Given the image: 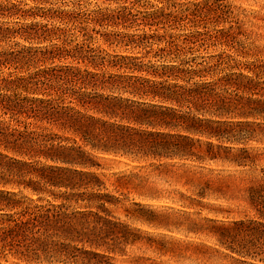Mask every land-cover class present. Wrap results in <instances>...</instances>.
<instances>
[{
    "label": "trees",
    "instance_id": "trees-1",
    "mask_svg": "<svg viewBox=\"0 0 264 264\" xmlns=\"http://www.w3.org/2000/svg\"><path fill=\"white\" fill-rule=\"evenodd\" d=\"M223 1L0 0V255L14 249L13 257L37 264L60 254L53 222L96 230L85 215L76 218L80 212L69 216L61 204H39V196L100 187L90 170L97 166L89 152L97 151L153 160L151 172L190 193L174 192L177 202L238 216L193 222L189 232L214 240L212 252L235 264H264V177L249 174L258 156L237 147L245 142L230 132L243 126L230 119L252 115L236 110L232 96L252 94L259 73L230 46ZM217 46L234 54L208 53ZM203 200L243 211L209 209Z\"/></svg>",
    "mask_w": 264,
    "mask_h": 264
},
{
    "label": "rangeland",
    "instance_id": "rangeland-1",
    "mask_svg": "<svg viewBox=\"0 0 264 264\" xmlns=\"http://www.w3.org/2000/svg\"><path fill=\"white\" fill-rule=\"evenodd\" d=\"M223 12L233 35L230 36V46L247 54V57L238 59L253 65L259 73L256 78L259 85L252 94H243L241 99L232 96L236 110L243 108L252 112V115L230 119L234 124L243 123V126H232L230 132L245 142L236 145L237 147H244L251 155L258 156L256 158L259 161L255 163L254 170H247L249 174L257 178L264 177V0H224ZM223 51L234 54L233 51L220 46L208 50V53ZM108 53L131 52L108 49ZM114 93L131 101L140 100L126 93ZM246 98H249L250 102L246 101ZM110 123L139 128L120 119L110 120ZM60 135L70 137L68 134ZM221 144L228 145L225 141ZM77 145H80V142H77ZM84 150L89 152L85 148ZM89 153L93 164L97 166L90 170L99 175L102 185L95 189L75 190L72 194H69L70 191L62 194L64 189H52L60 199L55 200L48 194H42L39 196V204L45 205L46 201L61 204L59 207L69 216L80 212L76 218L85 215L83 219L86 223L89 222V229L96 230H85V223L83 227L79 221H72L75 230H71L68 219L65 220L67 223L62 221L49 224L50 234L58 236L53 240L60 254L58 251L50 253L53 256L50 261L37 264H209L207 258L212 259L211 264H235L223 254L212 252L215 248L214 240L202 234L194 235L189 230L193 222L203 224L205 219L224 221L226 218L235 219L238 216H215L206 209L189 208L177 202L179 196L174 192L185 195L190 193L181 184L172 183L168 176L151 172L153 169L149 165L156 163L153 160H134L97 151ZM206 166L216 170H230L221 164L207 163ZM155 191L160 192L163 198L153 199L151 196ZM91 193L102 196L104 205H100L101 202L98 201L90 202L93 197ZM22 195L30 197L29 192L25 190ZM63 196L76 198L77 201H63ZM32 198L36 199L37 196ZM202 203L209 209L221 206L232 211H243L236 203L213 200H203ZM81 229L85 231L80 235L77 232ZM13 251L14 249L7 250L1 254L0 264H26L13 257Z\"/></svg>",
    "mask_w": 264,
    "mask_h": 264
}]
</instances>
